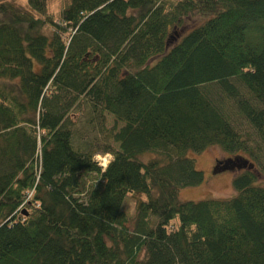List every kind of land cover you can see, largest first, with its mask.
I'll return each mask as SVG.
<instances>
[{
	"label": "trees",
	"instance_id": "1",
	"mask_svg": "<svg viewBox=\"0 0 264 264\" xmlns=\"http://www.w3.org/2000/svg\"><path fill=\"white\" fill-rule=\"evenodd\" d=\"M24 5L0 0V264H264V0ZM79 97L114 118L105 168L65 125ZM210 147L247 163L236 195L180 200Z\"/></svg>",
	"mask_w": 264,
	"mask_h": 264
},
{
	"label": "rangeland",
	"instance_id": "2",
	"mask_svg": "<svg viewBox=\"0 0 264 264\" xmlns=\"http://www.w3.org/2000/svg\"><path fill=\"white\" fill-rule=\"evenodd\" d=\"M70 0H47L48 10L56 13L59 11L65 2ZM24 7L25 0H18ZM210 18V15L199 14L192 12L185 16L181 26L171 28L169 31V44L170 46L176 44L180 38L189 32L192 28L200 25L202 22ZM56 22H58L56 20ZM43 34L51 36L52 30L49 27L42 29ZM65 34L63 40L67 41ZM7 87L15 84V81L4 80ZM14 87V86H12ZM104 121V123H103ZM102 121L100 112L94 110L91 104L84 99V97L77 98L76 102L72 105L65 118V125L72 131V143L78 150H94V159L96 158L101 163L109 160L108 156H104L102 150L106 145L117 146L111 139L108 138L105 131H103V124L106 128L114 125V118L108 113L104 114ZM121 126V124H119ZM244 131H249L248 126L241 124ZM241 127V128H242ZM103 155V156H102ZM111 156V155H110ZM153 155L151 153L144 154L141 159L143 161L149 160ZM189 156L195 159L196 168L204 173V180L201 185L196 187H188L180 191L179 199L182 201H199L206 199H227L236 195V191L232 186V179L239 173V170H229L218 174L213 173L216 159L226 157V154L217 147H210L200 154L193 152ZM259 181L264 182V176H259ZM143 194H129L125 197L122 210L128 216V226L132 227L133 219L135 216V207L139 200H143Z\"/></svg>",
	"mask_w": 264,
	"mask_h": 264
},
{
	"label": "water",
	"instance_id": "3",
	"mask_svg": "<svg viewBox=\"0 0 264 264\" xmlns=\"http://www.w3.org/2000/svg\"><path fill=\"white\" fill-rule=\"evenodd\" d=\"M247 166V163L242 162L240 159H228L225 161H222L221 166H217L214 168L213 173L218 174L221 172L234 170V169H242Z\"/></svg>",
	"mask_w": 264,
	"mask_h": 264
},
{
	"label": "built area",
	"instance_id": "4",
	"mask_svg": "<svg viewBox=\"0 0 264 264\" xmlns=\"http://www.w3.org/2000/svg\"><path fill=\"white\" fill-rule=\"evenodd\" d=\"M103 156V155H102ZM104 156H108L109 160H107V162H103L101 163L100 161H98L96 158H95V161L98 163V165L102 168H105L107 166V164L109 163L110 159H111V156L110 154H105Z\"/></svg>",
	"mask_w": 264,
	"mask_h": 264
}]
</instances>
